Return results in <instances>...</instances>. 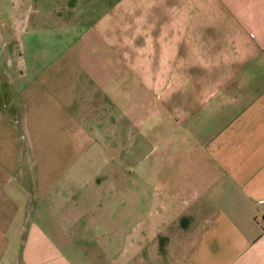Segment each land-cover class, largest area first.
<instances>
[{
    "label": "crops",
    "instance_id": "1",
    "mask_svg": "<svg viewBox=\"0 0 264 264\" xmlns=\"http://www.w3.org/2000/svg\"><path fill=\"white\" fill-rule=\"evenodd\" d=\"M0 264H264V0H0Z\"/></svg>",
    "mask_w": 264,
    "mask_h": 264
},
{
    "label": "rangeland",
    "instance_id": "2",
    "mask_svg": "<svg viewBox=\"0 0 264 264\" xmlns=\"http://www.w3.org/2000/svg\"><path fill=\"white\" fill-rule=\"evenodd\" d=\"M146 158L147 157H145V159ZM145 159L143 161H144V163H147V162H145L146 161ZM164 171L171 173V169H168L167 167H166V169H164ZM135 179H136L135 177L133 179H131L129 177V186L132 185V181L135 180ZM161 179H163V178H161ZM146 213H147V208H146V204H145L144 209H142V208L141 209H138V214L137 215L135 214L133 216H129V220H133V219L135 220L136 217H142L143 214L145 215ZM169 228L171 230V225L170 226H166V230H164V231H167ZM165 245H167V242H165Z\"/></svg>",
    "mask_w": 264,
    "mask_h": 264
}]
</instances>
